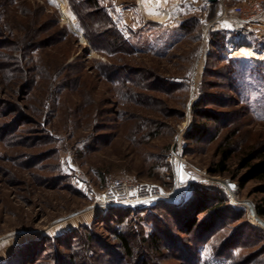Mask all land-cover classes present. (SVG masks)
Listing matches in <instances>:
<instances>
[{"label": "rangeland", "instance_id": "374dc122", "mask_svg": "<svg viewBox=\"0 0 264 264\" xmlns=\"http://www.w3.org/2000/svg\"><path fill=\"white\" fill-rule=\"evenodd\" d=\"M155 1L101 0L130 47L97 52L68 0H0L4 46L25 37L35 21L43 25L36 40L42 48L29 61L37 69L34 87L24 94L13 83L0 88V264H62L61 254L74 253L83 255L78 262L102 264L112 249L123 255L112 221L98 220L115 208L110 199L126 200L120 181L130 194L164 196L123 207L145 209L144 218L157 203L182 205L198 188L226 196L230 206L199 235H182L175 211L155 210L170 251L141 244L155 230L148 219L132 228L135 258L264 264V193L259 182L242 189L238 181L246 152L264 147V22L242 28L232 16L261 0H219L210 9L206 0ZM153 11L168 18L157 23ZM243 43L254 58L230 52ZM4 48L0 64H14L6 55L16 54ZM204 111L216 117L205 119ZM198 127L207 131L202 140L193 137ZM228 147L229 171L215 175ZM75 229L80 241L95 238L92 258L77 239L73 251L56 242Z\"/></svg>", "mask_w": 264, "mask_h": 264}, {"label": "trees", "instance_id": "16d2710c", "mask_svg": "<svg viewBox=\"0 0 264 264\" xmlns=\"http://www.w3.org/2000/svg\"><path fill=\"white\" fill-rule=\"evenodd\" d=\"M70 12L74 18L78 21V25L85 36L95 47L97 52L104 51L107 48V51L119 52L123 46H128V41L125 40L124 36L121 34L117 26L113 21L109 11L106 10L101 4V0H68ZM37 17V16H36ZM42 26L40 21H35L29 26L25 37L17 39L13 44L5 45L0 43V50L5 47L10 53L16 54L13 58L6 55L7 59H11L14 64H0V88L3 86L10 85L11 83L16 85L18 92L24 94V91H29L30 88H33L35 85L36 79V70L30 67V59L33 58L32 52L42 48L43 43L37 42L39 33H41ZM6 32L0 29V36H4ZM56 35V34H55ZM30 36V37H29ZM29 37V39H28ZM29 41H31L29 43ZM216 46L213 47L215 49ZM212 49V50H213ZM211 55L213 53L211 52ZM210 57V56H209ZM208 57V59H209ZM3 57H0L2 60ZM208 65V64H207ZM12 67L15 69L13 70ZM17 68V69H16ZM207 74V71L206 73ZM235 78L232 77L230 82L232 83V90L236 92L239 98L240 95L235 90ZM202 117L205 119H214L215 113L204 111ZM219 119L217 118L216 121ZM215 121V120H214ZM194 138L198 137L202 140L206 137L207 131L205 128L198 127L194 130ZM234 150L227 148L221 153V160L217 163L213 173L215 175L224 176L227 175L229 171V166L233 160ZM240 169H244L246 172L239 178V185L241 188H245L246 185L250 182H259L261 186V191L264 193V147L252 149L249 152H246L244 157L240 162ZM237 178V177H235ZM226 196L218 195L216 192H211L205 188H198L192 197L191 200L183 202L182 205H173L167 204L164 202L157 203L154 205L150 212H147L146 218L140 216L144 214L145 209L139 208L138 210H131L129 208H109L105 216L98 218L101 221H112L113 230L111 231L115 239L119 242V248L123 251V255L120 251L113 250L109 253V260H102V264H125L128 259L135 258L134 249L132 248V242L130 236L134 235L132 228L135 227V224L143 227V222L150 220V223L155 225V230L153 235L146 238L145 235H142L140 239L141 244L151 243L153 249H158L161 244H167V240L164 234H160V228H156V223L158 222L153 213L155 210L160 208H165L167 210L171 209L176 212V219L181 221L180 233L182 235H190L194 230H197L199 234H204L207 231H211L218 224V220L222 218V215H225L226 212H229V207L227 206ZM193 210V211H192ZM260 213L264 215V209L260 210ZM140 216V217H139ZM203 217V218H202ZM227 217V216H226ZM135 221H134V220ZM139 219V220H138ZM134 221V222H133ZM146 223V222H145ZM134 224V225H133ZM213 228V229H212ZM85 231L90 229V227H84ZM79 229H75L72 232L66 234V236L59 237L56 240L58 243H63L62 247L68 251H73L75 247L73 240L83 239L81 237L77 238ZM208 233V232H207ZM82 236V233L80 234ZM85 240L82 242L79 251L89 252V257L92 258L94 253L90 250L91 246L94 244L95 238L90 234L84 235ZM49 241V240H48ZM66 241V242H65ZM79 242V244H80ZM100 244V243H99ZM104 246L103 243H101ZM100 244V245H101ZM171 244H167L169 247ZM61 248V246H60ZM170 251V247L167 248ZM110 256H112L110 258ZM78 257L81 259L83 255H77L74 253L72 255H60L62 264L68 260L67 264H84L83 261L78 262ZM157 260V257H155ZM154 261V258H149L146 254H140V257H136L132 260V264H151Z\"/></svg>", "mask_w": 264, "mask_h": 264}, {"label": "built area", "instance_id": "2783aa9c", "mask_svg": "<svg viewBox=\"0 0 264 264\" xmlns=\"http://www.w3.org/2000/svg\"><path fill=\"white\" fill-rule=\"evenodd\" d=\"M211 4L207 3L206 5V9H210L211 8ZM232 16L233 19L235 20V22L237 23V25H240L242 28L244 27H248V26H253L254 24H259V23H263L264 22V0L261 1H255L253 3V5L251 6V9L249 11H246L244 8L242 7H237L234 9V11L232 12ZM229 187H231L233 191L236 190V187L233 185H229ZM116 188H118L119 190H122V192H124L126 195V200L122 203H120L121 201L118 199H116L115 201H113L112 199H110L108 203L109 206L111 207H115V208H120V207H130L132 205L130 204H135V206H139L148 202L153 201V199H158L159 201L162 200L164 201V196L160 194V196L157 198H147L144 195H142V197H140L138 194L137 195H133L130 194V192L128 193V184L126 182H118L116 184ZM144 196V197H143ZM110 197H114V196H110ZM107 205V204H106Z\"/></svg>", "mask_w": 264, "mask_h": 264}, {"label": "bare ground", "instance_id": "6f19581e", "mask_svg": "<svg viewBox=\"0 0 264 264\" xmlns=\"http://www.w3.org/2000/svg\"><path fill=\"white\" fill-rule=\"evenodd\" d=\"M150 3L153 6H156L155 5V3H156L155 0H150ZM62 11H64V8L62 9ZM153 12H155V13H153V14H155L154 15V20L157 23H161V24H163V22L166 21V19L168 18V15H169L168 13H166V11L163 12V13H161V14H156L157 11H153ZM230 52L232 54H234L236 57H239L240 56V57H244V58H254L256 56V54L254 53V51H252L251 45H249L247 43L238 44V45H232V47L230 48Z\"/></svg>", "mask_w": 264, "mask_h": 264}, {"label": "water", "instance_id": "95a60500", "mask_svg": "<svg viewBox=\"0 0 264 264\" xmlns=\"http://www.w3.org/2000/svg\"><path fill=\"white\" fill-rule=\"evenodd\" d=\"M206 2H208L209 4L213 6V5H216L219 2V0H206Z\"/></svg>", "mask_w": 264, "mask_h": 264}]
</instances>
